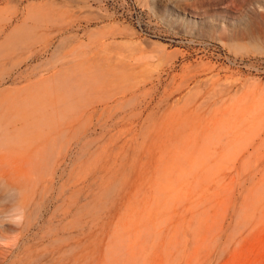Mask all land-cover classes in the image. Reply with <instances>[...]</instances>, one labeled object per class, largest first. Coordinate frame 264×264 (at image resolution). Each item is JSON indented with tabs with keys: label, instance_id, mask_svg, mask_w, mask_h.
<instances>
[{
	"label": "rangeland",
	"instance_id": "1",
	"mask_svg": "<svg viewBox=\"0 0 264 264\" xmlns=\"http://www.w3.org/2000/svg\"><path fill=\"white\" fill-rule=\"evenodd\" d=\"M0 264H264V0H0Z\"/></svg>",
	"mask_w": 264,
	"mask_h": 264
}]
</instances>
